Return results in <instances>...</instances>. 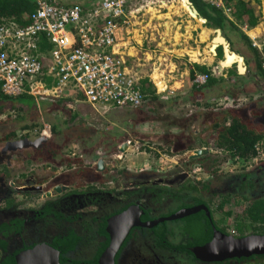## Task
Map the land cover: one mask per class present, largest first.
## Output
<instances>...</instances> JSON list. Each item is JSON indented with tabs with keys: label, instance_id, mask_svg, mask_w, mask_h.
<instances>
[{
	"label": "trees",
	"instance_id": "1",
	"mask_svg": "<svg viewBox=\"0 0 264 264\" xmlns=\"http://www.w3.org/2000/svg\"><path fill=\"white\" fill-rule=\"evenodd\" d=\"M55 1L61 5L71 3L68 0ZM191 1L199 11L200 16L207 19L208 26L223 31L235 51L253 57L255 68L252 69L247 80L234 72L238 76V80L237 82H230L212 76L211 71L206 66L197 64L194 66L195 69L198 72L208 74V82L202 86L196 85L189 95L180 96L171 101H163L156 90L151 91L149 85L144 82L142 87L145 101L142 106L137 108L135 116L143 122L158 124L165 129V136L153 133L145 134V132L142 134L132 128V133L128 131L126 134L124 133V137L117 138V136H114L113 138L114 142L117 138L118 142H115L117 146L130 134V136L142 142L147 141L154 144L162 153L170 155H183L198 147L211 146L212 151L210 153L187 161L188 165L203 167L210 179L207 181L194 180V183L187 180L176 188L147 187L152 196L145 199L147 201L143 205L142 220H155L170 216L184 208L199 205H206L211 212V217L207 216L205 210H201L181 219L160 223L153 228L137 227L130 232L123 244L124 247L128 242L136 240L138 244L148 242L161 247L167 246L169 249H173L171 253L177 255L182 262L195 263L199 260L190 251V247L202 246L210 242L214 235V228L228 234L226 226H220L216 221L215 209L226 213V218H223L222 221L228 222L231 227H236L239 232L238 237L249 234L264 235V162L239 173H229L224 170L225 163L230 160L236 158L251 159L256 153L257 144L264 142V70L261 66V53L252 45L249 37L225 15L222 9L204 0ZM73 3L84 4V2ZM36 6V0H0V23L14 20L21 26H26L30 23V15L35 11ZM243 13L249 15L251 20L249 25H257V19L253 20L251 9L243 8L238 16L241 17L244 15ZM50 48L47 40L43 39L40 50L47 52ZM218 55L223 57L221 47ZM192 76L194 77V71ZM209 96L227 97L235 105L227 108L217 107L216 100H213V97L211 99ZM241 96H251L252 99L247 104L236 106ZM253 96L257 97L253 99ZM0 100L3 101L0 105V112L8 101L21 105L27 115L35 108L34 100L29 97L13 98L1 93ZM10 106H12L10 108L14 107V105ZM163 107H168V111L167 108L163 109ZM172 109H176L177 113L171 114L169 110ZM26 128L29 130L35 128V126L29 127V124H27ZM41 128L42 126H39L38 130ZM24 129L25 127H22L20 130ZM65 130L66 132L61 134L54 126L53 134H55V138L53 140H49L40 148L30 147L37 149L35 154L38 159L35 158V161H46L47 164L45 165L50 167L54 165V161L52 157L46 155L54 153L58 157L59 153L56 150H61L66 142L78 139L82 143L95 142L96 138L94 137H98L94 131L91 132L87 127L79 128V130L75 127H67ZM97 132L103 136L100 138L101 142L111 139L106 136L107 131ZM111 134L112 136L115 135L114 133ZM12 135L14 134L11 133L1 138L2 144H7ZM22 136L30 137V134ZM97 149L95 148L94 153ZM101 149L106 151L104 148ZM112 150H115V148ZM158 155L156 154V156ZM32 159L30 158L29 161L31 162ZM8 164L7 162L0 163L2 186H7L6 184L14 179L11 176L17 166ZM120 174L121 171H118L116 180H121ZM4 183L6 184L4 185ZM136 194H138L137 191L125 193L123 195L124 202L119 204L118 208L109 217L119 214L135 204L133 197ZM1 202H4V204L2 205ZM229 205H233L234 210H226ZM15 206L17 207V201L14 195H8L4 200H0V210L12 209ZM107 218L102 220L98 228V233L105 236L106 240L101 242L97 251L91 252L86 258L76 257L73 259L69 256V253L75 251L79 246L82 237L76 231H71L66 236L56 237L50 244L61 252L60 264H67L68 259H71L73 264H99L101 255L110 244V236L106 230ZM36 244L38 242L25 244L23 250H28ZM0 248H7L5 240L0 239ZM121 250L116 256V264H119L118 259ZM19 253L20 251H17V254ZM211 263L264 264V255ZM5 264H16L15 256L8 257Z\"/></svg>",
	"mask_w": 264,
	"mask_h": 264
},
{
	"label": "crops",
	"instance_id": "2",
	"mask_svg": "<svg viewBox=\"0 0 264 264\" xmlns=\"http://www.w3.org/2000/svg\"><path fill=\"white\" fill-rule=\"evenodd\" d=\"M89 1L91 0H69L71 3L84 2V4ZM204 1L208 2L209 0ZM180 3L179 0H132L130 9L135 12V17L124 36L121 37L119 50L125 52L129 65L138 71L141 83H147L151 91L156 90L163 101H171L192 92L196 86L192 81V72L197 71L194 67L197 64L206 66L211 71L212 76L230 82H237L238 80V76L234 72L247 80L250 72L255 68L253 57L238 52L246 59L247 71L244 74L239 73L237 65L225 67L223 63L225 59L224 52L223 57L218 55L221 46L217 48V52L213 50L214 38L217 36L215 29L208 26L207 22L203 20L198 21V18H192L186 10L188 9L190 14L195 17L189 7L183 3L185 9ZM225 3L233 10L232 19L229 18L231 21L238 27L243 24L252 27L245 33L243 32L249 37L252 45L253 41H256L264 47V0H225ZM243 8L251 9L253 20L257 19V25H249L251 20L248 14L243 13L244 15L241 17L238 16ZM208 43L211 46L206 52L202 49L206 45L209 46ZM221 48L223 51V47ZM43 82L47 90H50L56 84V80L52 77L44 78ZM23 97L34 100L35 108L27 115L21 105H17L12 101L6 102L0 112V139L11 133L14 135H12L10 141L25 138L21 136L25 131L27 132V124H29V127L35 126V128L29 129L34 131L39 126H43L44 122L52 125V127L55 126L57 129L60 128L58 130L61 134L66 132L65 128L67 129V127H75L77 130L87 127L91 132L94 131L98 135V137H94L97 142L82 143L79 139L66 142L61 150H56L59 153L58 157L54 153H47L46 156L52 157L54 161V165L48 166L49 168H84L92 165V160L100 157L102 153L106 156L113 155L118 151L119 146L132 136L129 134L116 146L117 138L124 137V133L126 134L128 131L132 133V128L142 134L145 132V134L153 133L165 136L164 128L156 123L143 122L135 116L137 108L109 109L103 106L94 107L84 101L82 93L71 90L60 97H41L38 101L30 95H23ZM209 97H213V100L229 99L222 96ZM256 97L253 96V99ZM251 99V96H241L236 106L247 104ZM229 100L227 107L235 105L231 99ZM2 102L0 100V105H2ZM10 105H14V107L10 108L12 107ZM7 107L9 108L7 109ZM165 108L168 111V107H163V109ZM169 112L176 114L177 110L172 109ZM22 127H25V129L20 130ZM153 129H155V133ZM97 131H107L106 136L109 139L111 138V142L110 140L101 142L100 138L103 136L98 134ZM111 133L115 135L112 136ZM114 136H117L115 142ZM54 138L55 134L49 137L47 142ZM35 139H37L35 135L31 137V140L34 141ZM0 142V148H4L6 143L2 144V141ZM95 148L98 149L94 153ZM101 148L106 149V151ZM113 148L115 150H112ZM20 151H24L28 155L27 158L22 159L26 168H32L33 166L41 168L47 164L46 161H35V158L38 159L35 152L29 151L28 148H17L16 151L8 150L5 153H0V158L2 157L0 163L7 162L11 166H15L17 163V167H19L22 162L19 160L17 162L16 159L19 158L18 152ZM30 158H33L31 162L29 161ZM114 161L116 164L119 163L117 165L120 168H122L120 162H126V168L124 169L132 173V176L127 178L128 182L131 183H135L136 178L140 176L136 175L141 172L161 169L155 167V159L154 161L151 160L149 155L144 153L137 156H125L123 161ZM170 166H168L170 169L172 167L178 168L176 167L177 164L174 163ZM139 179L144 180L146 177H139Z\"/></svg>",
	"mask_w": 264,
	"mask_h": 264
},
{
	"label": "built area",
	"instance_id": "3",
	"mask_svg": "<svg viewBox=\"0 0 264 264\" xmlns=\"http://www.w3.org/2000/svg\"><path fill=\"white\" fill-rule=\"evenodd\" d=\"M208 2L232 19L233 10L225 0ZM36 3L28 25L21 26L14 20L0 23V90L3 95L13 98L30 95L38 101L41 97H60L71 90L82 93L84 101L94 107L114 109L143 105L145 94L140 74L129 65L125 52L119 50L121 37L135 17V12L130 9L132 0H91L85 4L67 5L55 0H36ZM250 28L246 24L239 26L244 33ZM43 39L51 47L47 52L40 50ZM253 46L261 53L264 70V47L256 41ZM46 77L56 80L50 90L43 82ZM208 79V74L196 71L192 81L194 85L202 86ZM229 102L226 98L215 101L220 108L227 107ZM25 134H30L25 138L34 135L49 138L53 135V127L44 122L40 130H27ZM124 143L127 148L122 152L120 147ZM124 143L112 156L102 153L92 160V164L107 158L123 161L125 156L144 153L156 159L155 167L161 168L159 171H166L168 162L177 164L182 156L193 151L170 155L162 153L154 144L134 137L127 138ZM200 148L212 151L211 146ZM261 162H264V142L257 144L251 159L230 160L225 163L224 170L239 173ZM186 173L190 179H210L200 165Z\"/></svg>",
	"mask_w": 264,
	"mask_h": 264
},
{
	"label": "flooded vegetation",
	"instance_id": "4",
	"mask_svg": "<svg viewBox=\"0 0 264 264\" xmlns=\"http://www.w3.org/2000/svg\"><path fill=\"white\" fill-rule=\"evenodd\" d=\"M18 153L20 156L17 157V162H22L28 156L24 151ZM110 156L112 155H107ZM187 161H178V168L172 167L166 171L155 169L141 172L136 176H145L146 179L140 180L138 177L135 183L127 180L132 173L120 168L119 163L117 165L112 158H107V164L103 167H97L98 162L84 168L69 169L49 168L46 165L41 168H26L25 163H20L13 170L11 177L14 179L9 184L4 183L7 186H2L0 178V200L8 195L13 196V189L19 193L14 195L17 207L0 210V239L7 242L6 249L0 248V264H5L8 257L16 258L17 251H25V244H50L56 237L66 236L71 231H76L82 237L79 246L69 256L73 259L88 257L106 240L105 236L98 233V228L102 220L108 217V222L111 218L109 215L124 202L125 193L137 191L138 194L133 197L135 204H140L143 208L147 201L145 199L152 196L147 187L176 188L187 180L194 183L186 173L188 168L194 166L188 165ZM118 171H121V180H116ZM23 195L24 198H30L21 201L16 197ZM121 249L119 264H212L201 261L182 262L177 255L171 253L173 249L167 246L161 247L148 242L138 244L136 240L128 242ZM67 264H73L72 260L68 259Z\"/></svg>",
	"mask_w": 264,
	"mask_h": 264
},
{
	"label": "water",
	"instance_id": "5",
	"mask_svg": "<svg viewBox=\"0 0 264 264\" xmlns=\"http://www.w3.org/2000/svg\"><path fill=\"white\" fill-rule=\"evenodd\" d=\"M182 1L189 6L195 17L207 22V19L200 16L199 11L191 0ZM215 31L217 36L214 38L213 50L217 52L219 46L223 47L225 58L223 63L225 67L237 65L239 67V73L244 74L247 71V64L244 56L232 48L231 43L221 29L217 28ZM47 141L48 138L42 136L34 141L31 140V138L9 141L4 148H0V153H5L8 150L16 151L17 148H40ZM126 148L127 144L124 143L120 147V151L124 152ZM209 152L210 150L208 149L198 147L182 156L179 162L193 159ZM105 164V160H101L97 167H103ZM38 189H41V186H38ZM201 210H205L207 216L211 217L209 208L206 205H199L191 208H184L170 216L160 217L151 221H143L142 216L144 210L141 205H132L123 212L108 219L107 232L110 236V244L100 257L99 264H116V256L134 228H153L160 223L181 219ZM190 251L194 254L196 259L206 263L224 262L226 260L243 257L250 258L252 256H262L264 255V235L249 234L238 237L214 228V235L210 242L202 246L191 247ZM60 254L61 252L51 244L38 243L34 247L17 254L16 264H60Z\"/></svg>",
	"mask_w": 264,
	"mask_h": 264
},
{
	"label": "rangeland",
	"instance_id": "6",
	"mask_svg": "<svg viewBox=\"0 0 264 264\" xmlns=\"http://www.w3.org/2000/svg\"><path fill=\"white\" fill-rule=\"evenodd\" d=\"M69 1V0H68ZM145 1H147V0H145ZM181 3L180 4H182L183 6H184V8L186 9V7H185V5L183 4V1L182 0H179ZM187 10V12H188V14L192 17V18H194V19H196V18H198V17H193L191 14H190V11L188 10V9H186ZM198 21H200L201 19L200 18H198L197 19ZM201 44H204V43H201ZM208 45H209V43H208ZM210 46L211 45H209V46H204L203 48L204 49H202V50H205L206 52H208V50L210 49ZM207 47V48H206ZM117 115V114H116ZM59 130H60V128H58ZM117 142H118V140H117ZM104 144H106V142H104ZM2 158V157H1ZM0 158V159H1ZM154 158V157H153ZM153 158H151L150 157V159L151 160H153L154 161V159ZM156 160V159H155ZM1 161V160H0ZM156 163V162H155ZM154 163V164H155ZM170 163H172V162H170ZM170 163L168 162V164H167V166L166 167H168V166H170ZM120 166L122 167V168H126V162L125 161H123V163H121L120 162ZM65 169H69V168H65ZM169 170L170 168H166V170ZM175 176H173V178H174ZM192 180H194L193 178H191ZM13 180V179H12ZM11 181V180H10ZM175 182H176V180H175ZM123 187V186H122ZM131 187V186H130ZM125 188V187H124ZM123 188V189H124ZM12 190V189H11ZM12 194L13 195H15V194H19L18 192L16 193L15 191H14V189L12 190ZM22 195V194H21ZM17 197V199L18 198H20L19 200H21V201H24L25 199H27V198H24V195L23 196H16ZM30 197H28V199H29ZM27 199V200H28ZM28 206V205H27ZM226 210H234V206H232V205H229V206H227V208H226ZM214 214H215V219H216V221L220 224V226H226V230H227V232H228V234H232V235H234V236H238L239 235V232L237 231V229H236V227H231V226H229V223L228 222H226V221H222L223 220V218H226V213L225 212H223V211H220V210H216L215 209V212H214Z\"/></svg>",
	"mask_w": 264,
	"mask_h": 264
},
{
	"label": "bare ground",
	"instance_id": "7",
	"mask_svg": "<svg viewBox=\"0 0 264 264\" xmlns=\"http://www.w3.org/2000/svg\"><path fill=\"white\" fill-rule=\"evenodd\" d=\"M188 6V5H187ZM189 7V6H188ZM190 9V8H189Z\"/></svg>",
	"mask_w": 264,
	"mask_h": 264
}]
</instances>
